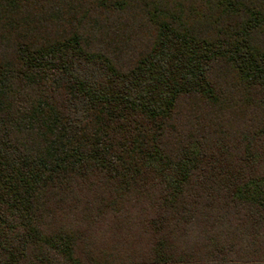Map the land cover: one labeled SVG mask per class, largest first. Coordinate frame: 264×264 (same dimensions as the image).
I'll return each instance as SVG.
<instances>
[{
  "label": "trees",
  "instance_id": "1",
  "mask_svg": "<svg viewBox=\"0 0 264 264\" xmlns=\"http://www.w3.org/2000/svg\"><path fill=\"white\" fill-rule=\"evenodd\" d=\"M0 264H264V0H0Z\"/></svg>",
  "mask_w": 264,
  "mask_h": 264
}]
</instances>
